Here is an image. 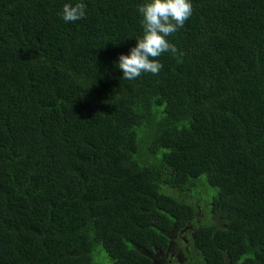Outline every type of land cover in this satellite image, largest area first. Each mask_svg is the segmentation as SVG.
Segmentation results:
<instances>
[{
	"label": "trees",
	"instance_id": "16d2710c",
	"mask_svg": "<svg viewBox=\"0 0 264 264\" xmlns=\"http://www.w3.org/2000/svg\"><path fill=\"white\" fill-rule=\"evenodd\" d=\"M76 2L0 0V264H264V0H190L131 81L146 0Z\"/></svg>",
	"mask_w": 264,
	"mask_h": 264
},
{
	"label": "clouds",
	"instance_id": "9594fccd",
	"mask_svg": "<svg viewBox=\"0 0 264 264\" xmlns=\"http://www.w3.org/2000/svg\"><path fill=\"white\" fill-rule=\"evenodd\" d=\"M193 6L190 0H146L138 6L143 34L129 50L128 55H120L116 65L126 80L139 78L142 73L158 74L163 65L158 58L164 53L175 56L178 49L167 39L182 28L191 17ZM62 19L75 22L86 18V5L65 3ZM182 55V53H180Z\"/></svg>",
	"mask_w": 264,
	"mask_h": 264
},
{
	"label": "rangeland",
	"instance_id": "374dc122",
	"mask_svg": "<svg viewBox=\"0 0 264 264\" xmlns=\"http://www.w3.org/2000/svg\"><path fill=\"white\" fill-rule=\"evenodd\" d=\"M201 182H203L206 190L202 191V187L199 189V194L200 195H196L197 192H195L194 194V201H198L199 203H204L205 207H202V209L206 212V213H202V211H200V209L197 210V215L198 218L201 219L202 222H205L207 224H213L216 227H220L221 226V222L220 220L218 221V218L216 217V215H211L210 210H209V202L211 200V197L216 193V191L214 189H212L204 180H201ZM165 189V188H163ZM174 195H177L180 199H186L190 198V194L187 192H173ZM191 199V198H190ZM201 221H200V225H201ZM191 236V235H190ZM173 245H172V249L170 251L169 254H167L166 256H161L157 258V254H154L152 256V258H154V262L153 264H191V258L189 255V259L187 260V262L184 261L183 257L181 256V250L183 249V247L180 245V242L177 241L176 237H174L173 239ZM171 254H173V257L171 258ZM92 261L94 263H98V264H110L109 259L106 257L104 251L102 250L101 247H97L95 254H94V259H92ZM167 261H170L167 262Z\"/></svg>",
	"mask_w": 264,
	"mask_h": 264
},
{
	"label": "flooded vegetation",
	"instance_id": "af4514ba",
	"mask_svg": "<svg viewBox=\"0 0 264 264\" xmlns=\"http://www.w3.org/2000/svg\"><path fill=\"white\" fill-rule=\"evenodd\" d=\"M191 229V228H190ZM161 256H166V254H160L159 255V257H161ZM181 256L183 257V259H185L184 258V255L181 253ZM173 257V254H171V258ZM167 262H169L170 263V261H167ZM162 264V263H161Z\"/></svg>",
	"mask_w": 264,
	"mask_h": 264
}]
</instances>
